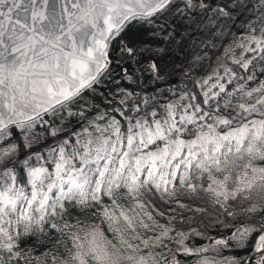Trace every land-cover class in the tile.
Here are the masks:
<instances>
[{"label": "snow or ice", "instance_id": "1", "mask_svg": "<svg viewBox=\"0 0 264 264\" xmlns=\"http://www.w3.org/2000/svg\"><path fill=\"white\" fill-rule=\"evenodd\" d=\"M246 248L264 252V0H0V264Z\"/></svg>", "mask_w": 264, "mask_h": 264}, {"label": "trees", "instance_id": "2", "mask_svg": "<svg viewBox=\"0 0 264 264\" xmlns=\"http://www.w3.org/2000/svg\"><path fill=\"white\" fill-rule=\"evenodd\" d=\"M109 74H111V76H112V80L113 81H115V80H118L119 78H120V76H118V74L117 73H113V72H110V73H107V74H105V76H108ZM122 83L125 85V86H127V82L126 81H122ZM210 232H211V230H209ZM250 250H252L251 248H246V249H244V252H250ZM225 254H227V253H225ZM241 254H243V252L241 253ZM264 254V253H263Z\"/></svg>", "mask_w": 264, "mask_h": 264}]
</instances>
